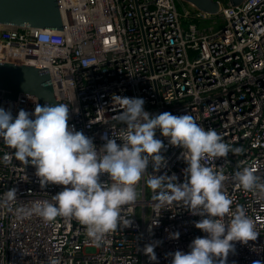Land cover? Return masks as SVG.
Returning a JSON list of instances; mask_svg holds the SVG:
<instances>
[{
	"label": "built area",
	"instance_id": "built-area-1",
	"mask_svg": "<svg viewBox=\"0 0 264 264\" xmlns=\"http://www.w3.org/2000/svg\"><path fill=\"white\" fill-rule=\"evenodd\" d=\"M63 30L23 25L0 26V63L14 62L48 68L55 98L69 105L70 127L93 138L99 149L107 133L124 130L115 115L120 111L116 96L143 98L150 114H188L207 129L215 130L225 143L242 152L215 159L222 170L224 191L246 209L255 223L257 238L247 244L235 242V254L226 264H264V193L245 192L234 174L246 167L264 177V0H243L237 5L219 1L218 30L180 25V17L207 20L212 14L198 10L177 11L175 0H57ZM36 97L20 94L17 100L0 96V107L32 112ZM156 138L166 145V167L156 175H175L183 182L187 163L183 149L171 146L159 131ZM117 143L121 141L117 138ZM0 139V195L10 188L17 199L0 208V264H157L149 261L143 246L154 240L158 264H170L167 253L188 252L190 242L205 233L194 226L201 219L185 208L157 209L153 193L143 178L137 185V202L122 212L130 220L107 234L97 247L75 219L57 217L46 222L18 210L53 202L63 186L41 189L35 168L13 159ZM206 163V161H202ZM15 165V166H13ZM151 173L152 168L149 166ZM107 181V174L101 176ZM111 183V181H108ZM153 219L158 226L148 231ZM225 217V220H229ZM178 239L168 238L170 232ZM63 246L60 247L61 242ZM93 248L86 252V248ZM59 248V251H58Z\"/></svg>",
	"mask_w": 264,
	"mask_h": 264
},
{
	"label": "clouds",
	"instance_id": "clouds-1",
	"mask_svg": "<svg viewBox=\"0 0 264 264\" xmlns=\"http://www.w3.org/2000/svg\"><path fill=\"white\" fill-rule=\"evenodd\" d=\"M116 98L120 111L115 119L124 130L119 136L102 134L104 143L99 149L93 138L69 126L68 104H36L31 113L20 109L15 117L10 109L0 107V139L12 150L3 161L12 164L15 159L23 166H33L42 190L49 185L63 186L53 196L54 203L45 201L18 211L46 222L57 217L75 219L99 247L107 234L129 226L130 220L122 212L137 202V185L147 177L155 208L180 206L201 217L194 226L205 235L194 238L188 252L167 253L170 264H226L229 254H235V242L247 244L257 238V232L244 206L233 210L234 201L224 191L226 177L212 165L215 159L226 158L230 152L239 154L242 149L225 143L215 130H206L191 115L150 114L144 110L143 98ZM157 131L169 145L183 149L187 163L183 182H177L175 175L155 174L167 165L161 154L166 145L156 138ZM104 174L107 181L101 180ZM234 180L245 192L264 193V177L255 168L237 171ZM16 192L10 188L0 195V208L15 201ZM158 225L159 220L153 219L148 231ZM179 235L170 232L168 238L178 239ZM63 243L66 241L60 247ZM161 243L154 240L143 246L149 261L158 264L155 248ZM50 264H60V260L52 259Z\"/></svg>",
	"mask_w": 264,
	"mask_h": 264
},
{
	"label": "water",
	"instance_id": "water-1",
	"mask_svg": "<svg viewBox=\"0 0 264 264\" xmlns=\"http://www.w3.org/2000/svg\"><path fill=\"white\" fill-rule=\"evenodd\" d=\"M183 1L209 14L218 12L219 0ZM242 1L228 0L232 5ZM0 24L63 30L57 0H0ZM20 94L36 97L40 105L59 103L48 68L14 62L0 63V96L16 101Z\"/></svg>",
	"mask_w": 264,
	"mask_h": 264
},
{
	"label": "rangeland",
	"instance_id": "rangeland-1",
	"mask_svg": "<svg viewBox=\"0 0 264 264\" xmlns=\"http://www.w3.org/2000/svg\"><path fill=\"white\" fill-rule=\"evenodd\" d=\"M222 5H226L228 3V0H219ZM175 5L177 8V11L182 14L184 12V9L189 10L192 14L195 12V8L190 5L189 3L183 1V0H175ZM191 17H180V25L182 28H186L189 23H194L197 26L198 30H201L202 28H210L212 27L213 30H218L223 26V21L219 16L211 15L209 19L207 20H201L199 18H192ZM93 248H86V252H92Z\"/></svg>",
	"mask_w": 264,
	"mask_h": 264
},
{
	"label": "bare ground",
	"instance_id": "bare-ground-1",
	"mask_svg": "<svg viewBox=\"0 0 264 264\" xmlns=\"http://www.w3.org/2000/svg\"><path fill=\"white\" fill-rule=\"evenodd\" d=\"M6 24H0V26H5Z\"/></svg>",
	"mask_w": 264,
	"mask_h": 264
}]
</instances>
